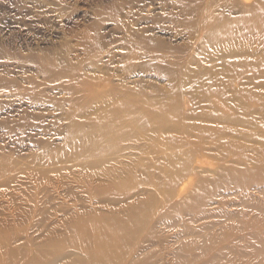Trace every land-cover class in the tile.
I'll use <instances>...</instances> for the list:
<instances>
[{
  "label": "rangeland",
  "instance_id": "1",
  "mask_svg": "<svg viewBox=\"0 0 264 264\" xmlns=\"http://www.w3.org/2000/svg\"><path fill=\"white\" fill-rule=\"evenodd\" d=\"M229 23L231 45L208 38ZM154 101L175 124L253 125L182 131L165 182L152 137L121 136ZM96 132L116 144L80 156ZM90 218L114 228L101 248ZM0 264H264V0H0Z\"/></svg>",
  "mask_w": 264,
  "mask_h": 264
},
{
  "label": "bare ground",
  "instance_id": "2",
  "mask_svg": "<svg viewBox=\"0 0 264 264\" xmlns=\"http://www.w3.org/2000/svg\"><path fill=\"white\" fill-rule=\"evenodd\" d=\"M239 29L232 23L226 24L221 26L219 29H217L214 33L210 34L208 38H212L215 42V44L219 45V43L226 42V45L232 44L235 42L238 37H239ZM239 61L237 60H230L226 62L223 74L224 77L223 79H226L229 77L235 70V68L239 65ZM167 103V102H166ZM152 106L156 109L154 112L155 114L152 115H146V116H141V117H135L134 119L131 120L129 126L127 125L124 130L121 133V136L123 139L126 140V138H131V137H137L140 138L141 135H143L145 132L148 133L152 139H150V146L151 148L159 149L164 153V158L167 160L168 163V168L167 169H160L159 175L165 180V182L171 181L172 179H176L181 173L182 168L184 167V161L182 164V153L178 152L177 150L174 149V147L180 142L179 134L182 131H190L193 132L194 136L193 137H201V136H207V134H212V133H217V134H226L227 131H229L232 128V125L234 123L240 124V125H253L251 118L249 115H242L238 114L234 118H232L230 121L227 120L225 125H220L219 124V118L215 120V127L213 125H199L198 123H192L189 120L182 122L180 124H175L169 121L168 118H165L162 116V114L158 111L162 105L164 104V101H154L151 103ZM99 114H109L110 115V110H103L99 113H97L95 116ZM103 116V115H102ZM200 117H205L206 114L204 112L199 113ZM96 118V117H95ZM117 118V117H116ZM221 120V118H220ZM208 122L213 123L212 120H209ZM99 123V122H98ZM107 126H111V124L106 120L104 122ZM102 123H99V125ZM214 124V123H213ZM100 127L103 129L104 127L100 125ZM224 129L225 131H223ZM93 131H97V128H94ZM171 133H175L176 135H173ZM71 139L77 140L78 138H82L83 134H80V132H72L71 134ZM89 136V141L86 144V147L84 149V152H81L83 156L84 153L87 155L89 154H97L101 155L103 152H108L110 151V148L113 147L116 142L113 140L109 141L108 144L106 145H101L96 143V139L99 138L101 135H99L98 132L94 134H90ZM218 136V135H217ZM227 141H221L220 146L224 147L226 146ZM231 147H233L236 152H241L243 150L242 146L236 145L235 142L230 141ZM225 148V147H224ZM106 160L102 161L105 162ZM102 162H99L103 164ZM200 164H203L202 161H198ZM98 164V163H97ZM94 164V167H98L101 164ZM104 165L102 166V168ZM107 167V166H106ZM101 168V169H102ZM94 169V168H92ZM101 169L99 171H101ZM149 169H152V166L149 167ZM98 170V169H96ZM95 170V171H96ZM103 173L110 172L114 176L117 174L113 170H107V169H102ZM102 172V171H101ZM192 184L191 180L189 179L185 183H183L180 187V191L183 190L186 185ZM137 184V180L131 179L129 183H123L119 182L117 180L112 181V193H117V194H123L129 190V188L133 185ZM190 184V185H191ZM166 192L165 188H159L158 193L163 194ZM106 220V219H102ZM78 228H82V225L79 223L77 224ZM87 229H90V232L94 235L96 233L98 236H96V240L94 238V242L92 244L96 245V247L101 248V244L104 243V240L102 239V236L104 234L111 236L113 234V226L112 223L109 221H101L97 220L95 218H90L88 223L85 225ZM107 244L110 243V239H107Z\"/></svg>",
  "mask_w": 264,
  "mask_h": 264
}]
</instances>
